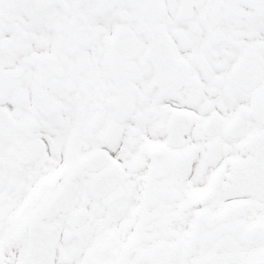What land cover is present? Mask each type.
I'll return each instance as SVG.
<instances>
[{
  "label": "snow or ice",
  "instance_id": "obj_1",
  "mask_svg": "<svg viewBox=\"0 0 264 264\" xmlns=\"http://www.w3.org/2000/svg\"><path fill=\"white\" fill-rule=\"evenodd\" d=\"M0 264H264V0H0Z\"/></svg>",
  "mask_w": 264,
  "mask_h": 264
}]
</instances>
